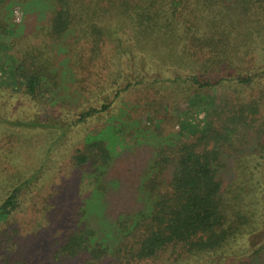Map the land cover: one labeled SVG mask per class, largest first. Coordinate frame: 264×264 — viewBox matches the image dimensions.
<instances>
[{
  "label": "trees",
  "instance_id": "obj_1",
  "mask_svg": "<svg viewBox=\"0 0 264 264\" xmlns=\"http://www.w3.org/2000/svg\"><path fill=\"white\" fill-rule=\"evenodd\" d=\"M0 43V264H264V0H0Z\"/></svg>",
  "mask_w": 264,
  "mask_h": 264
},
{
  "label": "rangeland",
  "instance_id": "obj_2",
  "mask_svg": "<svg viewBox=\"0 0 264 264\" xmlns=\"http://www.w3.org/2000/svg\"><path fill=\"white\" fill-rule=\"evenodd\" d=\"M0 45H2V44L0 43ZM219 95H220V92L218 89H214L210 92V96L214 97L215 100H217L219 98ZM189 108H190V106H188L187 104L183 107L182 106L178 107L179 111L180 110L186 111V110H189ZM28 109L30 111V108H28ZM38 110H39L38 114H40L41 117H44L46 115L47 116H50V115L54 116V115L64 114V110L57 108V107L55 108L54 106L51 108H45V107L40 108L39 107ZM65 116H66V113H65ZM203 116L204 115L201 113L199 118H203ZM69 117H72V116L71 115L67 116V117H65V119L62 118V119H64V123L68 124L71 122V119ZM93 124L95 125V122ZM25 133H27V131ZM74 133H77V132L74 131ZM1 135L5 136L6 133L2 132L0 134V138L2 137ZM56 135L54 133V130H52V129L39 130L37 132V137H35V139H36V146L35 147H29V148L28 147H26V148L19 147V150H18V152H16L17 154L15 157H13L12 154L8 153L10 156V159H9L10 163L9 164H11L13 167V168L11 167L12 169H10L11 172L9 174H11L15 171H17V173H19V174H22L23 171H25V170L30 171L36 167H40L45 162L47 163V161H48V159H47L48 158V156H47L48 148H50L52 142L55 140L54 136H56ZM27 136H28V133H27ZM26 138L27 137H24V139H26ZM2 140H3V138H2ZM14 147H17V143H12V144H5L4 143L3 146L0 148V150L2 152H5L8 150H13ZM62 148L66 149L59 144L57 146V148L51 153L54 161H61L62 160L61 155L63 156L64 154L67 153V150H63ZM11 165H9V166H11ZM261 167H262L261 169L264 168V166H261ZM243 170L247 171V173H248L249 171H251V168L249 165L244 164ZM245 178L247 179V177H245ZM250 181H252V180H250ZM2 186H4V184ZM6 189H1V191L4 192ZM246 197L247 198L245 201H247V203H248L247 206L249 208V205H250V207L252 206L253 200L251 199L250 194L246 195ZM258 202L264 204V177H263V184H262V187H261V190L259 193V200L255 203H258ZM247 206H246V208H247ZM249 210H250V208H249ZM260 210L258 213H255V214L257 217L258 214L261 213L260 214L261 218L258 221V224H263V222H264V210L263 211L261 210L262 212ZM249 212L251 213V210ZM256 223H257V221L255 222V224ZM253 226H255V225H253ZM262 229L259 228V229L255 230L253 234L245 233V235L244 234L240 235L237 238V242L234 243V244H236L235 247L240 248V250H241V248H242V250L243 249L250 250L251 247L257 246L260 242L264 241V227Z\"/></svg>",
  "mask_w": 264,
  "mask_h": 264
}]
</instances>
